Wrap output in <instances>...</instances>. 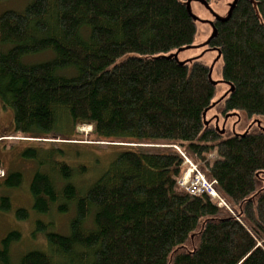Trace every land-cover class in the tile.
<instances>
[{
    "label": "trees",
    "instance_id": "trees-1",
    "mask_svg": "<svg viewBox=\"0 0 264 264\" xmlns=\"http://www.w3.org/2000/svg\"><path fill=\"white\" fill-rule=\"evenodd\" d=\"M186 1L30 0L0 13V102L12 136L40 142L22 152L40 165L33 214L4 193L21 185L14 167L0 179V211L33 219L30 235L46 244L15 255L24 230L1 233L0 264H264V128L220 135L203 118L216 96L208 64L159 55L193 44ZM212 21L207 46L231 87L216 110L264 121V0H236ZM79 126L99 148L125 144L86 187L71 182L73 162L52 159L73 146L41 141L71 139ZM177 146L226 206L179 187ZM53 210L71 212L66 233L42 220Z\"/></svg>",
    "mask_w": 264,
    "mask_h": 264
},
{
    "label": "rangeland",
    "instance_id": "rangeland-1",
    "mask_svg": "<svg viewBox=\"0 0 264 264\" xmlns=\"http://www.w3.org/2000/svg\"><path fill=\"white\" fill-rule=\"evenodd\" d=\"M30 0H3L0 2V13L8 10H22L24 6ZM234 0H211L206 4L201 0H191L189 2V9L192 14L197 18V33L193 44L181 51L172 50L165 54L159 55H174L180 62L192 61L193 59H199L208 64L211 68V78L216 83V96L213 98L214 103L204 114V119L210 126H215L224 131V136L229 134H243L246 131L261 127L264 128V121L259 117H253L250 121H245L240 117L239 113L232 111L229 115H221L216 109L222 103V99L228 91V84L223 82L220 76V58L216 50L211 49L207 46V38L212 30L211 22L217 16L219 18L226 17L227 11L230 8L231 3ZM51 53L48 54L50 57ZM46 58L43 53L24 56L22 61L24 62H37L42 61ZM222 81V82H221ZM211 102V103H212ZM13 123L11 110L4 107L0 102V160L2 161L3 167L11 166V168H17L22 174V182L19 188L13 189L10 195L13 198V204L16 207L22 206L24 208L28 207L30 210V215L33 214L30 208L31 198L29 195V183L32 174L36 169H40V165L30 158H26L22 155V152L26 147L34 146L38 147L37 141H28L25 138L16 136L17 140H13L12 136ZM89 126H79L77 128V135L72 136L71 139H65L62 135L51 134L45 139H41L44 143V148L49 147V142L53 141L55 138L56 142L59 144L70 143L73 147L72 150L64 149V156L59 153L57 156H52V159L64 160L65 162L72 163L74 169L71 182L75 183L78 187L84 186V184L92 183L98 178L100 173L108 166L112 161V157L115 151L124 148L125 144L121 143H110L112 146H108L105 149L99 148L97 144H92L88 140ZM8 138H12L11 140ZM38 144V145H37ZM74 148V150H73ZM192 162H194L191 159ZM195 164H199L194 162ZM43 170V169H41ZM5 170H3L4 172ZM83 180H90L84 183ZM207 180V179H206ZM2 181H0L1 183ZM62 185V183H61ZM86 187V186H84ZM83 187V188H84ZM219 204H217L218 206ZM14 207V208H16ZM232 207V206H231ZM233 209V207H232ZM234 211V210H233ZM68 213L59 214L55 210L50 212L47 217H43L45 222H53L57 233H66L68 229V223L72 218V215ZM1 233L3 236L13 229L22 228L24 230L23 239L14 246V253L18 255L22 249H29L33 246L34 248L45 247L44 238L41 237L37 232V236L34 238L30 235V227L33 228V219H27L26 221H19L14 215H9L8 212H1ZM34 223V222H33ZM22 232V231H21ZM35 240H33V239ZM43 238V240H42Z\"/></svg>",
    "mask_w": 264,
    "mask_h": 264
},
{
    "label": "built area",
    "instance_id": "built-area-1",
    "mask_svg": "<svg viewBox=\"0 0 264 264\" xmlns=\"http://www.w3.org/2000/svg\"><path fill=\"white\" fill-rule=\"evenodd\" d=\"M194 187H197V188H194ZM186 189L192 194H198V193L205 192L211 196H215V191L212 187V184L205 181L203 176L199 173H197L194 176V178L191 181H189L188 186H186Z\"/></svg>",
    "mask_w": 264,
    "mask_h": 264
},
{
    "label": "water",
    "instance_id": "water-1",
    "mask_svg": "<svg viewBox=\"0 0 264 264\" xmlns=\"http://www.w3.org/2000/svg\"><path fill=\"white\" fill-rule=\"evenodd\" d=\"M191 0H187L186 2H185V4H186V6H187V9L189 10V12H190V14H191V16L193 17V19H194V22L196 23V26H197V18L192 14V12L190 11V9H189V2H190ZM203 3H207L205 0H201ZM235 2H236V0H234L232 3H231V5H230V8H229V10L227 11V14H226V17H224V18H219V17H217V16H213V18L214 19H217V20H221V21H224V20H226L227 19V17L229 16V14H230V12H231V10H232V8H233V6H234V4H235ZM208 22H211V26H212V30L213 31H211V33H210V35L208 36V38H207V42H208V40H209V38H211V37H213L214 35H215V28H214V26H213V21H208ZM206 42V43H207ZM190 47V46H189ZM186 48H188V47H184V48H182V49H177V51L179 50V51H181V50H184V49H186ZM219 56V55H218ZM168 57H174V58H176V54H174V55H170V56H168ZM220 58V57H219ZM209 80L213 83V85H215L216 86V83L212 80V78H211V68L209 69ZM222 82V81H221ZM229 86V85H228ZM229 88H231V87H229ZM229 88H228V90H229ZM228 93V91L226 92V94ZM225 94V95H226ZM225 97V96H224ZM214 103L212 102L211 103V105L209 106V108L213 105ZM208 108V109H209ZM208 109H206L205 110V112L203 113V117H204V114L206 113V111L208 110ZM230 114V113H229ZM229 114H227V115H229ZM247 132V131H246ZM219 134L220 135H222L223 134V131H221V132H219Z\"/></svg>",
    "mask_w": 264,
    "mask_h": 264
},
{
    "label": "bare ground",
    "instance_id": "bare-ground-1",
    "mask_svg": "<svg viewBox=\"0 0 264 264\" xmlns=\"http://www.w3.org/2000/svg\"><path fill=\"white\" fill-rule=\"evenodd\" d=\"M203 118H204V117H203ZM205 181H207V180L205 179ZM207 182H208V183H211V184L214 183V181H211V182L207 181ZM212 187H213V186H212ZM194 188H197V187H194ZM194 188H193V189H194ZM213 189H214V188H213ZM214 191H215V189H214ZM201 194H207V193L203 192V193L192 194V195H201ZM212 200H217V204H219L218 206H226L225 203H224V201H222L221 199L218 198V195H217L216 191H215V197H214Z\"/></svg>",
    "mask_w": 264,
    "mask_h": 264
},
{
    "label": "flooded vegetation",
    "instance_id": "flooded-vegetation-1",
    "mask_svg": "<svg viewBox=\"0 0 264 264\" xmlns=\"http://www.w3.org/2000/svg\"><path fill=\"white\" fill-rule=\"evenodd\" d=\"M0 165H2V161L0 160ZM7 170H9V168H7ZM7 170H5V172H4V176H5V174H6V172H7ZM13 189L10 187V189H5V191H4V193L10 198V204H11V207H12V204H13V198H12V196L11 195H8V193L7 192H11ZM1 194V193H0ZM1 215V214H0Z\"/></svg>",
    "mask_w": 264,
    "mask_h": 264
}]
</instances>
